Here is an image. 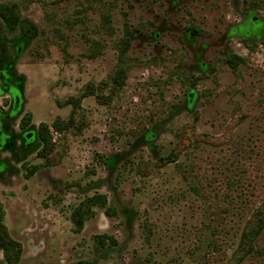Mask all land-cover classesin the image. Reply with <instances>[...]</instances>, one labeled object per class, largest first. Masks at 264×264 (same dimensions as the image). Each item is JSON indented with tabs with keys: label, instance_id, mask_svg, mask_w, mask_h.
<instances>
[{
	"label": "rangeland",
	"instance_id": "obj_1",
	"mask_svg": "<svg viewBox=\"0 0 264 264\" xmlns=\"http://www.w3.org/2000/svg\"><path fill=\"white\" fill-rule=\"evenodd\" d=\"M0 2L20 15L15 31L0 19L15 264H264V230L237 254L264 201V0ZM96 195L106 206L78 229L74 211Z\"/></svg>",
	"mask_w": 264,
	"mask_h": 264
},
{
	"label": "trees",
	"instance_id": "obj_2",
	"mask_svg": "<svg viewBox=\"0 0 264 264\" xmlns=\"http://www.w3.org/2000/svg\"><path fill=\"white\" fill-rule=\"evenodd\" d=\"M0 19L4 22L6 28L10 31H15L20 24V15L15 10L14 6L10 4L0 2ZM129 40L126 39L125 46L128 47ZM244 61V59L237 55H231L227 58V63L233 67H236L239 63ZM125 70H120L117 77L120 79L119 85L124 83ZM31 115L27 114L22 120V127L25 128L30 124ZM55 128H59L58 123H54ZM39 138L43 144L40 154L42 156L47 155L51 150L52 138L50 134L49 126L45 123L40 125L39 128ZM176 155L172 152L168 157L161 158V161L175 159ZM107 200L104 195H96L92 198L86 200L79 208H77L72 216L73 222L76 224L78 229H81L84 222L90 213L91 207L93 205L106 206ZM108 215L113 214L111 208L106 209ZM264 230V201L263 203L254 211L250 221L247 223L246 228L242 234L240 245L238 248V255L241 258H245L250 255L255 250V242L259 235ZM107 236H99L98 241L101 245L105 243ZM0 243L3 248V255L7 263L15 264L18 263L22 254L21 244L13 240L8 232V229L4 223V212L0 204Z\"/></svg>",
	"mask_w": 264,
	"mask_h": 264
}]
</instances>
